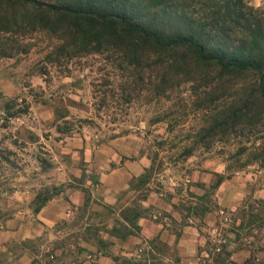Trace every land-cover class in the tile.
I'll return each mask as SVG.
<instances>
[{
	"label": "rangeland",
	"instance_id": "374dc122",
	"mask_svg": "<svg viewBox=\"0 0 264 264\" xmlns=\"http://www.w3.org/2000/svg\"><path fill=\"white\" fill-rule=\"evenodd\" d=\"M250 2L264 6V0ZM31 43L28 53L0 58V117L8 100L18 104L15 109L28 110L7 128L0 120V150L7 158L0 159V264H203L207 254L215 264H228L233 244L240 254L237 263L264 264L259 255L264 199L253 194L231 211L218 205L217 190L211 188L217 174L235 168L240 144L251 146L254 138L217 140L187 159L183 149L197 141L210 118L194 108L188 87L169 100L142 96L127 105L118 73L104 56L50 63L46 57L55 43L43 36ZM159 116L164 121L156 123ZM171 120L179 124L173 131ZM66 121L68 133H60ZM154 158L152 178L138 185L134 179ZM230 174L224 183L237 189L239 198L247 184L264 190V162ZM133 184L138 186L132 189ZM46 191L60 194L35 214L37 196ZM134 206L143 208L139 222L146 221L154 235H144L139 223V233L120 239L122 208ZM207 207L219 212L215 228L228 242L211 255L213 228L195 257L183 255L178 244L184 229L200 227V210Z\"/></svg>",
	"mask_w": 264,
	"mask_h": 264
},
{
	"label": "trees",
	"instance_id": "16d2710c",
	"mask_svg": "<svg viewBox=\"0 0 264 264\" xmlns=\"http://www.w3.org/2000/svg\"><path fill=\"white\" fill-rule=\"evenodd\" d=\"M42 36L55 43L46 57L50 63L104 56L118 73L121 101L127 105L142 96L169 100L188 87L194 108L210 118L197 141L183 149L187 159L217 140L254 138L251 146L240 144L235 168L217 174L212 191L232 177L230 171L264 162V6L250 0H0V58L28 53L31 39ZM16 105L4 102L2 127L28 113ZM173 121L170 131L179 125ZM66 124L59 125L60 133H68ZM0 159H7L1 150ZM155 166L154 158L134 181L147 185ZM59 194L40 193L35 214ZM142 210L122 208L124 222L116 229L120 239L139 233ZM200 211L204 217L212 209Z\"/></svg>",
	"mask_w": 264,
	"mask_h": 264
},
{
	"label": "crops",
	"instance_id": "0c3cea01",
	"mask_svg": "<svg viewBox=\"0 0 264 264\" xmlns=\"http://www.w3.org/2000/svg\"><path fill=\"white\" fill-rule=\"evenodd\" d=\"M230 187V188H229ZM244 194L239 198L236 195L237 189L231 188V186L223 183L219 189L216 192V197L218 199V205L222 209H228L231 211H236L238 210V207L242 206L244 203L245 198H250L251 195H255L256 197H259L261 199H264V190L260 191H255L254 187L250 184L245 185L244 189ZM238 192H240L238 190ZM219 212H210L206 213L203 217V222L200 227L197 226H187L184 229V233L182 237L179 240V249L181 250L183 255L190 256V257H195L196 253L200 251V248H202L206 244V233H210V231L215 228L218 225L219 220ZM140 225L144 227L143 233L144 235L151 237L154 235L153 232H151L150 227L146 225V221H140ZM241 221L237 220L236 223V228L240 229ZM236 230V231H239ZM157 230V228H156ZM155 230V231H156ZM162 228L158 226L157 234L162 232ZM165 235V233L163 232ZM232 237L238 238L239 239V234H234L231 233ZM164 237V236H163ZM165 238V237H164ZM167 240H169V237H166ZM239 242V241H236ZM262 246V251L259 253L260 258L264 260V245L261 243ZM237 246L235 244L231 245L229 249V263L228 264H239L236 261H238V256L240 255L237 253ZM251 254V252H250ZM245 256V253H244ZM247 257V256H245ZM102 261L105 263L107 261L106 258L103 257ZM102 262V263H103Z\"/></svg>",
	"mask_w": 264,
	"mask_h": 264
},
{
	"label": "built area",
	"instance_id": "2783aa9c",
	"mask_svg": "<svg viewBox=\"0 0 264 264\" xmlns=\"http://www.w3.org/2000/svg\"><path fill=\"white\" fill-rule=\"evenodd\" d=\"M221 215H225L224 211H221ZM224 220L228 222V218L224 217ZM213 237V247H212V254L211 255H217L222 252L223 246L228 242L227 237H225L222 232L215 228L211 234ZM205 262L203 264H215L214 261L210 258L209 254H207Z\"/></svg>",
	"mask_w": 264,
	"mask_h": 264
}]
</instances>
